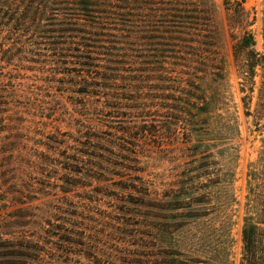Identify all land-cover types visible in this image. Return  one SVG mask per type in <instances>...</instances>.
<instances>
[{
  "label": "rangeland",
  "instance_id": "1",
  "mask_svg": "<svg viewBox=\"0 0 264 264\" xmlns=\"http://www.w3.org/2000/svg\"><path fill=\"white\" fill-rule=\"evenodd\" d=\"M205 1L223 68L198 78L0 25V237L31 246L0 264H239L264 221V0Z\"/></svg>",
  "mask_w": 264,
  "mask_h": 264
},
{
  "label": "trees",
  "instance_id": "2",
  "mask_svg": "<svg viewBox=\"0 0 264 264\" xmlns=\"http://www.w3.org/2000/svg\"><path fill=\"white\" fill-rule=\"evenodd\" d=\"M226 10L232 18L230 9ZM0 25L10 33L29 31L38 40L36 44L74 57L89 68L110 61L118 65L113 70H120V65L141 58H149L152 70L179 77L217 75L223 68L214 43L213 9L205 0H0ZM44 26L50 29L43 31ZM43 33H55L60 41L47 42ZM251 42L252 36L242 31L239 45ZM189 85L197 88L194 83ZM8 248L13 251L0 253V257L25 260L31 246L23 237H0V249ZM159 251V257L169 255ZM146 256L144 264L199 263L194 259L176 262L165 256L159 262L150 259L155 254ZM239 264H264V221L244 225Z\"/></svg>",
  "mask_w": 264,
  "mask_h": 264
}]
</instances>
